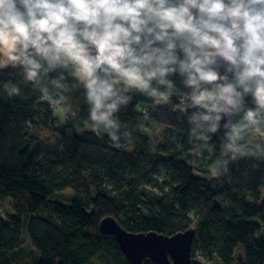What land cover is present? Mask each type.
<instances>
[{"label":"trees","instance_id":"trees-1","mask_svg":"<svg viewBox=\"0 0 264 264\" xmlns=\"http://www.w3.org/2000/svg\"><path fill=\"white\" fill-rule=\"evenodd\" d=\"M173 80L169 103L131 93L116 114L131 136L117 146L93 130L81 85L63 93L77 112L72 117L42 99L48 79L34 85L20 66L0 70V202L10 199L13 210L0 215V264H132L100 230L107 217L135 234L192 229V259L200 253L214 264H264V131L241 142L261 145L254 155H223L220 133L211 151L197 155L187 116L173 110L188 90ZM144 119L163 130L153 140L156 153ZM64 193L67 204L59 201Z\"/></svg>","mask_w":264,"mask_h":264},{"label":"clouds","instance_id":"clouds-1","mask_svg":"<svg viewBox=\"0 0 264 264\" xmlns=\"http://www.w3.org/2000/svg\"><path fill=\"white\" fill-rule=\"evenodd\" d=\"M18 66L72 117L63 93L81 85L93 130L117 146L131 93L169 103L179 77L188 92L173 110L197 155L221 132L232 160L261 148L241 142L264 131V0H0V70Z\"/></svg>","mask_w":264,"mask_h":264},{"label":"water","instance_id":"water-1","mask_svg":"<svg viewBox=\"0 0 264 264\" xmlns=\"http://www.w3.org/2000/svg\"><path fill=\"white\" fill-rule=\"evenodd\" d=\"M220 134L223 137V133ZM219 207L218 202L214 201L213 209ZM100 230L115 239L132 264H141L146 258L157 264H193L195 232L192 229L173 236L157 232L135 234L122 229L114 218L107 217L100 222Z\"/></svg>","mask_w":264,"mask_h":264},{"label":"rangeland","instance_id":"rangeland-1","mask_svg":"<svg viewBox=\"0 0 264 264\" xmlns=\"http://www.w3.org/2000/svg\"><path fill=\"white\" fill-rule=\"evenodd\" d=\"M142 129L149 136H151L153 138V139H151L150 149L152 152L156 153V150L154 149L155 144L153 143V140L155 137H160L163 130L161 128H156V127L147 125L145 119L143 120ZM260 138H262L264 140V135H261ZM152 187H153L152 185L147 186L146 190L156 192V190ZM68 197H69V194L64 193L61 195L62 199L59 201L64 203V204H67L68 203L67 202ZM12 214H13L12 201L10 199H7V200L0 202V215L1 216H8V215H12ZM24 237L27 238L26 236H24ZM24 246L28 251L31 250V245L27 239L24 241ZM193 261L197 264H214L213 260L206 259L205 257L201 256L200 253L195 254V256L193 257Z\"/></svg>","mask_w":264,"mask_h":264},{"label":"built area","instance_id":"built-area-1","mask_svg":"<svg viewBox=\"0 0 264 264\" xmlns=\"http://www.w3.org/2000/svg\"><path fill=\"white\" fill-rule=\"evenodd\" d=\"M183 100V99H182Z\"/></svg>","mask_w":264,"mask_h":264}]
</instances>
